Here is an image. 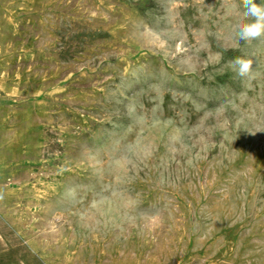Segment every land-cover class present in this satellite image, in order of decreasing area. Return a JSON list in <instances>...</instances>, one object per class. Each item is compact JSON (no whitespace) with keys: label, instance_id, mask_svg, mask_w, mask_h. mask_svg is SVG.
<instances>
[{"label":"rangeland","instance_id":"rangeland-1","mask_svg":"<svg viewBox=\"0 0 264 264\" xmlns=\"http://www.w3.org/2000/svg\"><path fill=\"white\" fill-rule=\"evenodd\" d=\"M247 11L0 0V264H264V36L239 39Z\"/></svg>","mask_w":264,"mask_h":264},{"label":"clouds","instance_id":"clouds-1","mask_svg":"<svg viewBox=\"0 0 264 264\" xmlns=\"http://www.w3.org/2000/svg\"><path fill=\"white\" fill-rule=\"evenodd\" d=\"M245 7L248 9L246 15L254 16L255 22L251 24H244L239 27L237 35L240 40L247 41L252 38H259L264 36V7L255 4L254 0H244ZM230 67L240 77L251 78L252 65L248 60L242 57H237L229 62ZM247 65V67H245Z\"/></svg>","mask_w":264,"mask_h":264},{"label":"snow or ice","instance_id":"snow-or-ice-1","mask_svg":"<svg viewBox=\"0 0 264 264\" xmlns=\"http://www.w3.org/2000/svg\"><path fill=\"white\" fill-rule=\"evenodd\" d=\"M245 67H247V65H245Z\"/></svg>","mask_w":264,"mask_h":264}]
</instances>
